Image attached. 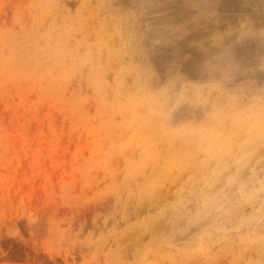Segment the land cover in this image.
Segmentation results:
<instances>
[{
	"label": "rangeland",
	"instance_id": "374dc122",
	"mask_svg": "<svg viewBox=\"0 0 264 264\" xmlns=\"http://www.w3.org/2000/svg\"><path fill=\"white\" fill-rule=\"evenodd\" d=\"M118 3L0 0V264H136L150 243L140 222L169 205L162 250L179 264H264V144L181 199L180 186L146 203L125 194L126 208L116 190L128 94L164 105L176 130L214 125L196 119L205 96L209 119L219 103L264 116V13L249 0ZM115 32L124 52L99 63L97 39Z\"/></svg>",
	"mask_w": 264,
	"mask_h": 264
},
{
	"label": "bare ground",
	"instance_id": "6f19581e",
	"mask_svg": "<svg viewBox=\"0 0 264 264\" xmlns=\"http://www.w3.org/2000/svg\"><path fill=\"white\" fill-rule=\"evenodd\" d=\"M87 1L85 0V2ZM101 1L104 6L109 8L113 5L116 6L119 0ZM249 3L251 10L256 9L264 13V0H249ZM118 4L117 7H119ZM123 11L125 10L120 6L118 9L120 17L116 19L115 23L128 29V26H131L130 22L134 23V21L128 22L125 11L124 20L126 22L123 24ZM81 14L82 12L79 13V16ZM130 17L132 18V15ZM123 35V32L100 35L97 40L103 54L98 58L99 63L105 61L108 66L115 65L116 59L114 60V58L118 59L124 52V45L121 42ZM197 92L201 93L200 90ZM128 95L125 102L120 105L119 111L126 118L123 126L127 129L129 137L127 143L123 141L117 146L118 151L128 157L125 185L120 189L116 187L117 192L121 193L119 201L123 207L127 208L135 202L134 200L144 202L146 197L148 199L156 196L166 197L164 195L166 189L175 188L177 190L179 186L180 189L175 192V198L181 199L182 195L185 197V193L189 189V187L185 188L186 182L192 183L195 187L212 186L216 180L221 178L228 165L235 163L242 166L246 159L241 155L244 153L254 154L255 148L264 144V116H261L257 111L246 114L244 111L235 109L232 105L219 103L213 107L214 119H209L205 116L209 97L205 96L201 103L199 102L202 105V110L198 112L199 117L196 119L200 122H214V125H189L183 130H176L165 126L167 108L164 105L153 106L152 97L146 96L144 92ZM232 124L235 125L232 127ZM128 145L132 148L133 153L128 154L130 151ZM201 172H206V176H201ZM243 190L244 186L241 192ZM125 194L134 200L126 198ZM159 205L160 203L157 202L156 211L161 209L158 208ZM174 208L169 205L152 216L146 215L147 217L142 220V223L140 222L138 234L141 236L150 235V243L142 249L136 264H151L148 258L150 256H153L155 263H162L164 260L170 259L171 264H179L175 257L162 250L163 241L166 243L167 239H165V231L161 230V213L168 210L167 213L170 212L176 216L177 211L172 210ZM262 213V211L257 213L259 219L263 217ZM199 216L202 215L199 214Z\"/></svg>",
	"mask_w": 264,
	"mask_h": 264
}]
</instances>
